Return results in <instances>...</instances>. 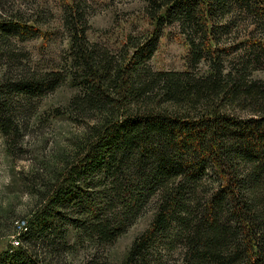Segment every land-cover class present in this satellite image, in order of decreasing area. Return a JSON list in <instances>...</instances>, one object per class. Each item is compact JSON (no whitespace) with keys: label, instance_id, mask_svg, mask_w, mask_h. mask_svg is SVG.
<instances>
[{"label":"trees","instance_id":"trees-1","mask_svg":"<svg viewBox=\"0 0 264 264\" xmlns=\"http://www.w3.org/2000/svg\"><path fill=\"white\" fill-rule=\"evenodd\" d=\"M144 1L156 27L128 35L119 52L90 41L87 3L75 0L61 67L0 75L8 148L27 119L15 96L42 98L68 79L77 92L57 112L84 128L0 264H71L70 227L81 243L107 246L148 212L122 264H159L162 252L177 264H264V79L253 77L264 67V0ZM173 23L186 35L189 69L155 70L149 61ZM38 26L0 20V42L36 36ZM203 61L208 71H196ZM81 264L100 262L93 254Z\"/></svg>","mask_w":264,"mask_h":264},{"label":"rangeland","instance_id":"rangeland-1","mask_svg":"<svg viewBox=\"0 0 264 264\" xmlns=\"http://www.w3.org/2000/svg\"><path fill=\"white\" fill-rule=\"evenodd\" d=\"M73 1L0 0V20L21 18L29 25H39L36 36L26 40L12 38L10 45L0 42V75L10 66L18 74L27 69L50 71L61 67L71 43L64 15ZM84 1L89 18L88 38L113 52L122 49L128 35L144 37L156 27V22L146 12L144 0ZM189 59L190 47L179 24L164 25L150 65L155 70L184 71L189 69ZM196 71H208L207 62L198 65ZM253 77L264 79V67L256 70ZM76 92L77 88L68 79L42 98L35 96L27 100L20 95L13 99L18 102L14 103L15 108L22 109L23 113L24 108L27 109V119L23 117L20 139L11 149L0 136V254L16 245L19 233L26 230L33 212L43 205L46 181L63 168L84 134L81 124L66 113L57 112L66 111ZM152 218L153 212H148L107 246L91 241L81 243L70 227L67 240L73 248L66 252L65 258L71 264H81L96 254L100 264H122L134 239L148 228ZM35 249L42 255L46 252L41 241H37ZM162 255L159 264L178 263L176 254L170 256L162 252Z\"/></svg>","mask_w":264,"mask_h":264}]
</instances>
